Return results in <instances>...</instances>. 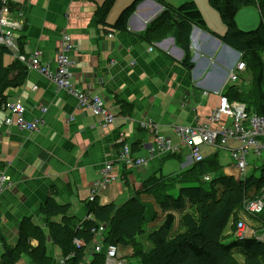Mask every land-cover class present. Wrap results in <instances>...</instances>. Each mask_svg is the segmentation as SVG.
Returning <instances> with one entry per match:
<instances>
[{"label":"crops","instance_id":"1","mask_svg":"<svg viewBox=\"0 0 264 264\" xmlns=\"http://www.w3.org/2000/svg\"><path fill=\"white\" fill-rule=\"evenodd\" d=\"M104 1L10 0L14 17L24 18V28L17 33L23 54L28 56L39 50L41 63L54 69V54L61 37L64 33L70 35L77 49L69 54L74 63L72 83L78 90L102 97L113 109L116 119L103 128L89 110L78 109L73 97L58 90L36 71H26L23 85L5 92L6 102L22 101L24 118L28 121L41 116L39 105L49 108L42 117L43 125L32 133L6 126L7 113L0 110V171L10 178V185L0 194V264L2 239L14 248L18 225L25 218L42 227L47 236L46 264H61L57 259L61 250L48 237L45 219L39 213L40 205L53 199L58 205L70 206L68 215L84 220L91 184L100 178L103 165L118 156L119 146L137 144L139 149L134 154L144 156L152 144V135L141 127V121H149L156 131L173 141L179 148L173 159L180 161L177 165H168L169 159L164 156L144 157L147 158L145 167L125 169V186L119 176L96 196L101 205L113 202L119 205L118 197H132L146 179L156 173L163 174L164 169L167 173L163 175L187 169L193 164L190 150L179 145L173 128L202 123L216 106L217 93H224L228 86L252 91L243 86L246 76L253 84L252 75L247 72L240 74L236 83L229 81L228 75L241 54L222 43L226 27L208 0H161L175 8L194 2L209 30L196 26L190 29V68L182 65L184 52L182 45L176 44L175 34L156 41L154 33H150L147 38L152 42L149 43L143 38L147 26L163 11L158 0H144L139 4L124 31L112 25L134 0H116L106 17V26H101L96 14ZM258 15L252 6L243 8L236 15V26L242 31L253 29L259 25ZM14 63L13 55H4L3 68ZM32 87L36 90L32 91ZM221 152L229 154L213 148L203 149L202 154L205 159L215 157L221 173L236 179L238 172L234 166L228 171L220 164ZM250 196L253 194L247 197ZM51 221L59 223L61 216ZM258 224H261L258 219L254 223L246 222L249 230L264 236V228L258 229ZM31 241L32 249L36 248L37 241ZM91 254L88 249L85 263L91 261ZM16 264L42 263L34 262V256L24 255Z\"/></svg>","mask_w":264,"mask_h":264},{"label":"trees","instance_id":"2","mask_svg":"<svg viewBox=\"0 0 264 264\" xmlns=\"http://www.w3.org/2000/svg\"><path fill=\"white\" fill-rule=\"evenodd\" d=\"M143 1L134 0L120 13L112 28L124 31L128 19ZM115 2L116 0H105L99 7L96 14L98 24L106 26V17ZM157 2L162 4L163 11L147 26L143 38L149 43L152 42L151 38H147L150 33H154L156 41L162 40L172 33L175 34L174 40L176 44L182 45L181 48L184 52L182 65L190 68L189 31L192 26L209 31L203 17L192 1L176 8L167 6L161 0ZM208 3L218 12L226 27V33L221 38L222 43L242 55L241 61L246 65L245 72L252 75L253 78L252 91H239L236 86H228L224 95L230 101L243 103L248 113L264 116V1L258 0L257 5L254 0H208ZM250 6L257 8L260 22L256 29L245 32L238 29L235 18L241 9ZM19 45H21L20 42ZM20 49V53L23 54L22 45ZM8 52L0 47V110L6 102L5 92L21 87L26 76L25 67L16 59L13 66L3 68L2 59ZM255 70L257 73L254 74ZM158 133L161 134L159 131ZM124 145L127 144H121L119 149H122ZM127 146L130 148V154L137 158L146 157L149 154L147 149L144 156H136L134 153L139 149L137 144ZM165 157L170 160L174 158V155L168 154ZM115 166L118 167L117 164ZM125 169V165L122 164V176L120 177L124 180V184L127 183ZM221 169L215 157H208L194 164L180 177L168 179L178 174L167 177L162 173L153 174L144 181L142 189L136 191L123 205L114 203L101 205L95 199L92 202L87 200L85 203L87 215L84 220L68 215L70 206L58 205L53 199H48L41 204L39 213L45 219L44 227L47 229L50 241L65 255L72 254L67 264H103L105 254L92 252V247L109 246L116 247L118 252L120 248H130L131 259L139 264H236L232 259L234 251H238L243 256V264H264V242L252 238L237 239L234 237L236 226L234 229L232 227L230 236L225 233L229 223L236 224L244 196H249L252 193L253 197H250L253 199L264 187V163L259 168V175L257 177L248 176L245 182L236 181L231 176L223 175ZM204 174L213 175L212 180L208 182V187H203L201 181L199 184L196 182V179ZM120 177L118 175V179ZM165 178L169 184L165 183ZM160 181L161 183L158 185ZM162 181L164 182L162 183ZM186 182L189 183L187 188L195 193L202 189L204 192H201L200 200H196L195 194L190 202L194 208L193 212L191 215L186 213L182 217L181 224L185 228V232L169 239L168 234L173 227L174 216L168 214L158 230L148 234L147 238L152 249L145 251L136 240L137 237L144 234V225L154 222L157 215L155 211L151 213L147 209L144 201L140 200L141 195L147 192L158 200L165 197L170 204L174 205L180 199L184 200L183 195H185V189L178 192L174 187L177 184L184 186ZM157 186L161 189L156 188ZM166 188H173L170 190L173 195H167ZM175 194H178V197H175ZM163 203L167 204L165 201ZM160 204L163 206L161 202ZM196 207L197 213H202L198 223H196ZM58 216H61L59 223L51 221L52 218ZM257 219L264 228V211ZM17 232L18 239L14 248H10L2 239V264H16L24 255L30 258L34 256V262L46 264L47 236H45L42 227L33 224L30 218H25L19 223ZM31 239L37 241V246L34 249L30 244ZM75 239L82 240L83 245L77 248L73 244ZM88 249L92 252L91 261L85 263ZM118 258L128 264L127 260L119 255Z\"/></svg>","mask_w":264,"mask_h":264},{"label":"built area","instance_id":"3","mask_svg":"<svg viewBox=\"0 0 264 264\" xmlns=\"http://www.w3.org/2000/svg\"><path fill=\"white\" fill-rule=\"evenodd\" d=\"M256 2L258 0H255ZM12 12L10 0H0V45L7 43V47L11 48V53H16V42L14 36L22 29L16 23L11 24L6 21V16ZM16 21V17H11ZM13 30H15L13 32ZM12 42V44H9ZM76 44L73 38L64 33L61 37L59 45L54 54V69H50L48 65L41 63L42 52L39 50L32 51L28 56L13 55L17 61L27 66L29 70L36 71L51 81L58 90L64 91L73 97L77 102V108L80 110H89L92 115L99 119L103 128L109 127L116 115L113 109L106 105L104 99L100 96H92L87 92L78 90L72 83V68L74 63L69 59L70 53L76 52ZM152 51V48H149ZM246 65L241 60L230 71L228 78L232 83L239 80L240 74L245 73ZM35 90L36 88H32ZM218 102L206 119L198 124L189 126H175L174 134L179 138V145L187 146L190 149V157L197 163L203 161V149L213 148L217 151L226 150L229 152L233 166L238 172V179L242 182L248 178L247 156L252 153L256 158L264 154V116L248 113L243 103L230 101L224 93L218 92ZM39 109V106H38ZM1 112H6L7 116L4 120L6 126H14L21 131L35 132L43 125L40 118L26 121L24 119L25 107L19 101L9 103L6 102L1 107ZM45 115L46 109H40ZM141 127L146 131L154 133L153 146L148 148V158L160 157L168 155L177 150L169 137H165L156 131V128L149 125V121H141ZM194 137V138H193ZM196 137V138H195ZM147 158H137L130 154V148L124 145L118 153L116 161H108L104 164L106 168L102 169L103 179L97 185L96 182L91 189L93 199H96L97 192L100 189H106L111 183L118 180V167L115 164H124L126 167H144ZM101 177V178H102ZM212 176L203 179L210 182ZM10 182L5 175L0 174V194L8 188ZM102 193V191H100ZM89 198V197H88ZM93 201V200H89ZM242 213L250 218L258 217L264 211V191L255 198L244 197L241 203ZM249 232L247 226L240 221L237 226V239H255L264 242V236L254 237ZM83 245V243H82ZM79 245H76L78 248ZM94 252L104 253L105 260L103 264H126L118 258V250L116 247H92ZM92 251V252H93Z\"/></svg>","mask_w":264,"mask_h":264},{"label":"rangeland","instance_id":"4","mask_svg":"<svg viewBox=\"0 0 264 264\" xmlns=\"http://www.w3.org/2000/svg\"><path fill=\"white\" fill-rule=\"evenodd\" d=\"M253 7V9L256 11V13H257V15H258V12H257V10H256V8L254 7V6H252ZM218 13V12H217ZM219 15V14H218ZM16 16V15H15ZM11 17H14V14H13V12H10L9 13V15L8 16H6V21H9V23H11V24H14V23H16L17 24V26H21L22 28H24V18L22 17V15H19V16H17V18H16V21H14V20H12V18ZM15 18V17H14ZM258 19H259V15H258ZM259 21H260V19H259ZM259 24V23H258ZM258 25H256L253 29H255L256 27H257ZM196 28H198V27H196ZM200 29V28H199ZM240 29V28H239ZM253 29H250V30H253ZM22 30V29H21ZM20 30V31H21ZM240 30H242V29H240ZM250 30H244V31H250ZM15 30H13V32H14ZM19 32V31H18ZM17 32V33H18ZM16 33V36H14V41L16 42V49H17V51H16V53H11L10 51H12V49L11 48H8L7 47V43H4V45H0V47H3L4 49H6V50H8L9 52H8V54H11V55H22L21 53H20V51H21V49H20V47H21V45H19V40H20V38H19V34H17ZM190 34H191V32L189 33V42H190ZM9 44H12V42H9ZM231 48V47H230ZM231 49H233V48H231ZM234 50V49H233ZM23 53V52H22ZM241 57H242V55H241ZM241 57H240V60H241ZM17 62H19V61H17ZM20 63V62H19ZM21 64V63H20ZM24 67H25V69H26V71H29V69L27 68V66L26 65H24V64H22ZM30 71H32V70H30ZM34 72V71H33ZM38 73V72H37ZM254 74L255 73H257V70H255L254 72H253ZM250 78V77H249ZM25 79H26V76H25ZM252 83L250 82V79L248 80V76H246L245 77V81H244V83H243V86H245L246 88L245 89H248V88H252V85H251ZM32 88H35V87H32ZM31 88V90L32 91H35V90H33ZM17 101H19L20 103H22V101L21 100H19V99H17ZM23 104V103H22ZM42 108H44V109H46V112L48 111V108H47V106L46 107H44V106H41V105H39V112H40V109H42ZM40 114H41V116H39V117H37V118H34V119H38V118H40L41 120H43L42 119V117L44 116L41 112H40ZM5 119H7V118H5ZM4 119V120H5ZM25 119V118H24ZM33 119V120H34ZM26 120V119H25ZM26 121H28V120H26ZM148 133H150L151 135H152V139H153V142H152V144L150 145V147L151 146H153V143H154V133L152 132V131H147ZM172 141V140H171ZM172 143H173V141H172ZM173 145H174V143H173ZM140 158H144V157H140ZM118 159V156L117 157H115L114 158V161H116ZM220 164L222 165V167H224V169H227L228 171L233 167V160H232V158H231V156H230V154H228V153H225V152H221L220 153ZM192 162H193V164L192 165H190L187 169H184V170H182V168H180L178 171H176V173L175 174H178V175H174V174H167V175H165L166 177L167 176H171V175H174V176H172V177H169L168 179H170V178H174V177H176V176H178V177H180V175L181 174H183L184 172H186L187 170H189V169H191L192 168V166L194 165V164H196V162L194 161V160H192ZM107 163V162H106ZM263 163H264V154L261 156V157H259V158H256L252 153H249V155L247 156V164H248V167H247V171H246V173H247V175L248 176H255V177H257L258 175H259V172H260V166H262L263 165ZM167 164L169 165V164H173V165H177L178 164V162L176 161V160H174V159H170V160H167ZM118 165V175L119 176H121L120 174H119V169H120V171H121V167H122V163L121 164H117ZM119 165H120V167H119ZM103 167L104 168H106V165L104 166L103 165ZM125 168L126 169H131V167H126L125 166ZM103 169V168H102ZM102 169H101V171H100V178L97 180V181H95V182H93L92 184H91V187H90V193H89V198H88V201L89 200H94L93 199V197H94V195H91V189H92V186L96 183V182H98V181H100V180H102L103 179V177H102V175H103V173H102ZM101 173H102V175H101ZM167 173V171L164 169L163 170V174H166ZM0 174H2V175H5L7 178H8V181L10 182V178H9V176L8 175H6V173L4 172V171H0ZM212 174H204L203 176H200V177H198V179H196V182H197V184H199L200 182L199 181H201V185L203 186V187H208L209 186V183L208 182H206V181H204L203 179H205V178H207V177H210ZM102 177V178H101ZM117 181V178H116V180H115V182ZM164 181H166L165 183H168V180H167V178H165V180ZM164 181H162V183L164 182ZM236 181H239V180H236ZM100 183L101 182H98L97 183V185H100ZM122 183V186H125L124 185V183L123 182H121ZM159 183H161V181L160 182H158V185H159ZM112 184H114V182L113 183H111L110 185H112ZM169 184V183H168ZM189 183H187L186 182V184H184V186H181V184H177L176 185V187H174L175 189H177V191L178 192H181V191H183L184 189H185V195H183V198H184V200H182V199H180V201L176 204V202L174 203V205L173 204H170L168 201H167V199L165 198V197H163L161 200H158L157 198H153L152 197V195H150V194H147V192H146V194H142L141 195V197H140V200H142V201H144V203L147 205V209H149V211L152 213L153 211H155L156 212V215H157V218H156V220L154 221V222H150L149 224H146V225H144V227H143V231H144V234L143 235H141V236H139V237H137V242L138 243H140L142 246H143V249L145 250V251H149V250H151L152 249V246H151V244L149 243L150 241H148V234L149 233H151V232H153V231H156V230H158V228L163 224V222H164V220H165V217H166V215H168V214H170V215H173L174 216V224H173V227L171 228V231H170V233L168 234V236H169V239H173V237L175 236V235H177V234H180V233H184L185 232V228L182 226V224H181V220H182V217L186 214V213H189L190 215H191V213L193 212V210H194V208H192V206H191V201H192V199H193V197H195V194H196V200H200L201 199V192H204V190L202 189V190H197L196 191V193L193 191V190H191V189H189V188H187V185H188ZM110 185L106 188V189H104V191H106L109 187H110ZM143 187V186H142ZM142 187H141V189H142ZM202 187V188H203ZM156 188H159V189H161L160 187H156ZM171 189H173V188H166L165 189V191H166V193H167V195H170V194H172L173 195V193L170 191ZM204 189H207V188H204ZM210 189V188H209ZM148 190V189H147ZM146 190V191H147ZM100 191H102L103 192V189H100L98 192H97V196L98 195H101V193H100ZM264 191V187L260 190V192L257 194V195H259L261 192H263ZM129 195H126V196H123V197H118V203H119V205L120 204H122L123 205V203H125V202H127V200H129L130 198L128 197ZM128 197V198H127ZM175 197H178V194H175ZM244 197H247V195L246 196H244ZM127 200H126V199ZM248 198V197H247ZM243 200H244V198H243ZM166 202L167 204H164L163 202ZM89 202H91V201H89ZM160 202L163 204V206H161V204H160ZM114 203V202H113ZM114 204H116V205H118L117 203H114ZM185 206V208H183ZM191 206V207H190ZM183 208V209H182ZM180 209H182V210H180ZM186 210V211H185ZM184 213V214H183ZM201 214L202 213H197V207H196V223H198L200 220H201ZM255 220L257 221V217H252V218H250V217H247V216H245L243 213H242V211L241 212H238V219H237V222H236V224L235 225H232V223H229V225H228V227L226 228V230H225V233H226V235H231V231L235 228V226H236V229H235V233H234V237H236L237 236V226H238V224H239V222L240 221H242L245 225H246V222L247 221H251V222H255ZM262 222H263V220H261ZM232 227H233V229H232ZM257 228L259 229V228H262V225L261 224H258L257 225ZM249 232L252 234L251 236H254V237H262L260 234H259V232L258 231H255V230H252V229H250L249 230ZM34 241V239H32V241H31V243ZM4 242H6L5 240H4ZM227 242H230V240H227ZM7 243V242H6ZM82 240H79V241H77L76 239L74 240V245L76 246V245H79V246H82ZM130 254H131V249L130 248H120L119 249V252H118V255H119V257H123V258H125L126 260H127V263L128 264H139L137 261H133L132 259H131V257H130ZM71 256H72V254L71 255H65L62 251H60V254H59V256H58V258L57 259H59V262H61V264H67V261L68 260H70L71 259ZM232 259L234 260V262L236 263V264H243V261H244V258H243V256L238 252V251H234V256H232ZM104 260H105V258H104ZM85 261V260H84ZM124 262V261H123ZM126 263V262H125Z\"/></svg>","mask_w":264,"mask_h":264},{"label":"bare ground","instance_id":"5","mask_svg":"<svg viewBox=\"0 0 264 264\" xmlns=\"http://www.w3.org/2000/svg\"><path fill=\"white\" fill-rule=\"evenodd\" d=\"M166 137V136H165ZM194 138V137H193ZM196 138V137H195ZM185 147H187V146H185ZM188 148V147H187ZM189 149V148H188ZM179 150V148L177 147V150L175 151V152H172V153H170V155H175V154H177V151ZM190 150V149H189ZM133 167H137V166H133ZM145 167V166H144ZM94 252V251H93ZM94 253H97V252H94Z\"/></svg>","mask_w":264,"mask_h":264},{"label":"clouds","instance_id":"6","mask_svg":"<svg viewBox=\"0 0 264 264\" xmlns=\"http://www.w3.org/2000/svg\"><path fill=\"white\" fill-rule=\"evenodd\" d=\"M255 1V0H254ZM256 2V1H255ZM258 2V1H257ZM257 2H256V5H257ZM212 176V178H213V175H211ZM234 178V177H233ZM235 179V178H234ZM212 180V179H211ZM235 180H239L237 177H236V179ZM240 181V180H239ZM241 182V181H240Z\"/></svg>","mask_w":264,"mask_h":264}]
</instances>
